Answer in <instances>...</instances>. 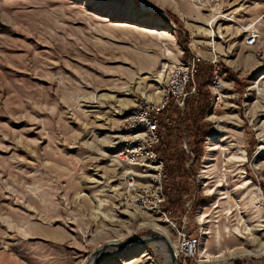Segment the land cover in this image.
I'll list each match as a JSON object with an SVG mask.
<instances>
[{"label": "rangeland", "instance_id": "obj_1", "mask_svg": "<svg viewBox=\"0 0 264 264\" xmlns=\"http://www.w3.org/2000/svg\"><path fill=\"white\" fill-rule=\"evenodd\" d=\"M262 1L174 0L181 20L164 0H0V264H90L163 229L174 251L199 237L180 264H264V41L245 43ZM193 54L206 63L151 169L117 136ZM95 264L170 263L144 242Z\"/></svg>", "mask_w": 264, "mask_h": 264}, {"label": "built area", "instance_id": "obj_2", "mask_svg": "<svg viewBox=\"0 0 264 264\" xmlns=\"http://www.w3.org/2000/svg\"><path fill=\"white\" fill-rule=\"evenodd\" d=\"M203 5H217L219 6L223 0H198ZM246 36L245 43L252 46V41H260V44L264 41V12L257 18H255L249 25L246 26ZM219 54L212 49L210 51V60L206 61L210 63L214 72H217V66L219 64ZM193 60V69L190 74H183V69L181 66H175V70H179V77L175 79H171V94L167 97V102L163 105H152L148 103H144L141 100L138 107L132 112L133 116H137V123L134 124V127H144V134H134V127H127L132 133L130 135L125 136L134 140L133 142L141 141L142 144H145V148H149V163L150 158H158V165L156 169L162 166V161L159 160L157 152L154 150V145L160 140V136L163 130H165L166 125L171 123V111L172 106H176L177 108L184 110L186 98L189 94H183V85H190V94L195 91V81L194 77L198 71L199 63L202 61ZM219 82L214 81L215 89L218 91H214V95H219V102L221 101V92L219 90ZM218 86V87H217ZM219 102H215L218 104ZM126 125H127V120ZM132 136V137H131ZM123 142V141H122ZM140 144V143H138ZM136 151V159H129L130 162L134 160H138V147H135ZM126 159L127 152L121 154L120 158ZM143 165H146L143 163ZM150 166V165H147ZM154 198L156 204H160L163 201L161 197V191L159 188L155 189ZM197 236H193L191 234L182 233L179 236V244L177 249L178 256L183 255L185 257H191L196 252V244H197Z\"/></svg>", "mask_w": 264, "mask_h": 264}, {"label": "bare ground", "instance_id": "obj_3", "mask_svg": "<svg viewBox=\"0 0 264 264\" xmlns=\"http://www.w3.org/2000/svg\"><path fill=\"white\" fill-rule=\"evenodd\" d=\"M221 4V3H220ZM217 5H214V7H216ZM213 11H218L216 8L213 9ZM245 30H247L245 28ZM258 43V41H252V45H256ZM198 60V61H204V58L202 56H200L199 54H193L188 60L181 62L179 64H175L173 65V67L170 69L165 82H164V86H163V90L160 92V97L158 100H154L152 98H142L141 100H143L144 103H148V104H152V105H163L165 102H167V97L169 96V94H171V79H175L176 77H179V70H175V66H181V68L183 69V74H190L192 73V69H193V60ZM189 85H183V94H188L189 93ZM141 100L136 103V107H138V104H140ZM127 122L129 123L128 127H134V124L137 123V116H133V113L127 115L126 118ZM137 131V132H136ZM134 134H144V127H134ZM119 135V134H117ZM119 138H121V142H133L134 140H132L131 138L125 137L123 135H119L117 136ZM132 137V136H131ZM134 143V142H133ZM145 145V144H143ZM147 152L149 153V148H146ZM136 152V151H135ZM147 153V154H148ZM156 162H157V158H155ZM151 169H155L156 170V166H152ZM156 177H158V174L155 175ZM162 228V227H161ZM160 228V229H161ZM163 235L166 237V239L168 238V234L166 232V230L163 229L162 231ZM162 234H157V235H162ZM156 235V234H154ZM166 242V247L165 245H160L157 242H154V244H157L159 247H161V249H163L167 255V260L169 261L170 264H173L172 262V258L170 253H168L166 251V249H169V246H172V243L170 241H165ZM166 248V249H165ZM102 251V249H99L96 254ZM175 252L178 256L177 253V249H175ZM90 264H93V262H91Z\"/></svg>", "mask_w": 264, "mask_h": 264}, {"label": "water", "instance_id": "obj_4", "mask_svg": "<svg viewBox=\"0 0 264 264\" xmlns=\"http://www.w3.org/2000/svg\"><path fill=\"white\" fill-rule=\"evenodd\" d=\"M155 241H167L166 237L164 235H151V236H146V237H141V238H135L132 239L130 242H112V243H108L106 244L103 248L102 251H99L96 255L95 258L93 260V263L95 264L96 261L100 258V256L104 255L107 251L109 247H116L120 250H124L129 248L131 245H134L136 243H144V242H155ZM169 251H170V255L172 258V262L173 264H180L178 256L176 254V252L174 251V248H172V246H169Z\"/></svg>", "mask_w": 264, "mask_h": 264}, {"label": "crops", "instance_id": "obj_5", "mask_svg": "<svg viewBox=\"0 0 264 264\" xmlns=\"http://www.w3.org/2000/svg\"><path fill=\"white\" fill-rule=\"evenodd\" d=\"M164 2H165V6L168 7V9H170V11L172 13L177 15V17L179 19L184 20L187 17L186 15L183 14V12H185V10L182 8V6H180V5L176 6L174 4V0H164ZM262 4H263V10H262L261 14L264 12V1H262ZM202 17L206 18L204 15Z\"/></svg>", "mask_w": 264, "mask_h": 264}, {"label": "trees", "instance_id": "obj_6", "mask_svg": "<svg viewBox=\"0 0 264 264\" xmlns=\"http://www.w3.org/2000/svg\"><path fill=\"white\" fill-rule=\"evenodd\" d=\"M188 60V59H187ZM204 63H206V62H204ZM203 62H201L200 63V65H199V70H198V73L196 74V77L199 75V73L202 71V65L204 64ZM210 76V75H209ZM189 97H190V95H189ZM188 97V98H189ZM205 105H208V100H207V98H206V101H205V103H204ZM200 105H201V103H200ZM179 113H178V110L174 107L173 108V106H172V114H171V117H172V126L173 127H176L177 126V120H180L182 117H181V115H178ZM174 115H177L176 116V118H175V116ZM178 118V119H177ZM163 143V142H162ZM161 144V143H160Z\"/></svg>", "mask_w": 264, "mask_h": 264}]
</instances>
